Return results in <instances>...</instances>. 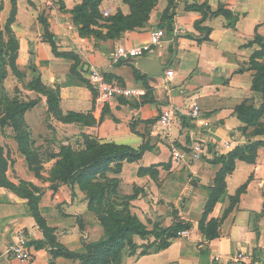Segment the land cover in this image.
Instances as JSON below:
<instances>
[{
    "label": "crops",
    "instance_id": "crops-1",
    "mask_svg": "<svg viewBox=\"0 0 264 264\" xmlns=\"http://www.w3.org/2000/svg\"><path fill=\"white\" fill-rule=\"evenodd\" d=\"M84 1H16L12 29L19 40L17 65L25 77L10 85L7 82L5 87L13 97L39 99L25 113L24 121L43 169L40 174L31 169L15 128L0 125V147L8 162L5 177L12 184L4 186L0 181V264L82 263L80 259L53 257L47 231L30 206L31 196L37 198L39 213L53 230L56 241L68 250L85 253L86 244L106 237L101 219L90 208L87 192L78 183L59 182L51 175L60 159L61 147L83 148L84 135L136 149L149 146L141 159L124 161L119 173L107 174L119 183V198L111 195L110 199L120 209L128 204L149 229L155 225L167 229L178 223L190 226L189 237H176L165 249L160 248V241L154 236H135L138 248L134 253L125 250L121 264H228V256L237 251L264 262V147L259 148L255 162L237 160L234 171L227 175L224 193L205 222L207 226L211 219L220 221L219 237L207 241L200 229L217 174L223 167L222 163H215V156L227 154L239 144L237 137L241 136L239 129L244 123L236 107L243 102L256 108L263 104V93L254 89L258 71L251 68L250 61L263 48L256 38L264 40V0H174L173 30L163 20L170 0H158L147 25L128 30L121 38L82 35L73 11ZM192 4H207L213 11L224 7L233 15L215 16L208 11L205 17L201 11L186 9ZM13 8V0L3 1L2 26H6ZM106 10L110 16L131 14L130 6L123 0H102L99 11L103 15ZM96 20L106 23L101 18ZM47 26L56 36L60 52L78 56L76 69L88 83L72 72L74 60L53 52L45 40ZM92 28L103 34L108 32L96 25ZM158 28L166 31L161 46H155L145 57L116 59L115 52L120 47L147 43ZM206 28L210 29L209 34ZM143 59H158L166 66L165 75H150L141 66ZM258 62L264 64V57ZM94 70L109 82L140 90L141 94L99 102L98 91L90 83ZM167 70H173L174 75L165 83ZM34 72L46 86L59 89L61 111L78 113L82 120L65 122L50 112L48 96L28 87ZM193 101L201 106L197 119L189 116ZM165 106L176 110L168 126L159 123ZM259 139L263 137L252 138ZM196 141L206 147L200 160L188 166L171 159L172 146L186 149ZM44 153L51 156L41 157ZM150 168L151 171L140 173L141 169ZM19 230H25L32 240L35 257L30 262L7 252ZM37 241L45 245L37 248L33 244ZM146 246L150 248L144 253ZM216 256L223 258L216 261Z\"/></svg>",
    "mask_w": 264,
    "mask_h": 264
},
{
    "label": "trees",
    "instance_id": "trees-1",
    "mask_svg": "<svg viewBox=\"0 0 264 264\" xmlns=\"http://www.w3.org/2000/svg\"><path fill=\"white\" fill-rule=\"evenodd\" d=\"M3 1L0 0V15L3 10ZM16 1L13 0L14 8L7 21L5 28L0 23V104H3V109L0 108V125H12L16 130V138L19 142L21 151L27 156L31 169H35L32 152L33 140L28 126L24 121L25 113L33 108L39 99L28 101L21 100L18 96L10 98L3 93V82L6 79L9 70H13L18 76L24 77L25 73L21 72L17 65L19 40L12 29V24L15 21ZM131 8V14L125 16L123 13H118L114 16L104 18L99 11V6L102 0H85L81 5L74 9V19L82 35L94 34L100 38H121L125 32L137 27L147 25L150 14L157 5L158 0H123ZM174 0H170L168 8L164 11L163 20L168 21L169 30H173ZM187 10H196L204 13L206 17L208 11L212 15L225 14L232 17V12L220 7L213 11L207 4H192L186 7ZM97 18L106 21L107 34L92 28L93 25L103 27ZM196 27L201 29L200 24ZM208 34L210 29H205ZM191 35H189L190 37ZM45 40L48 41L53 52L60 57L72 59L76 64L72 68L81 81L86 83L87 80L77 71V66L80 63L78 56L73 52H60L58 49L57 38L52 34L47 26ZM256 41L261 43L263 48L259 53H255L250 61L251 68L257 69V74L254 79V89L259 90L264 95V64L259 63L258 59L264 57V40L257 37ZM30 89L45 94L48 96L49 111L53 112L58 119L65 122L80 121L82 116L78 113L69 112L64 114L60 109L59 89L46 86L40 75L34 72V77L28 85ZM2 95V96H1ZM236 112L239 119L244 123V126L239 130L241 136L237 137L239 144L227 154H219L215 156L216 164H223L222 169L216 177V186L214 187L211 198L207 204V210L200 223V229L205 233L207 241L219 237L218 219H211L208 225L205 222L208 213L213 209L220 196L224 193L226 187V177L234 171L236 161L243 160L250 163L255 162L259 148L264 147V97L263 104L260 108L243 102L236 107ZM253 129V131H251ZM255 136H262L263 140L253 141ZM84 147L74 148L71 145H63L58 153L60 159L56 166L52 169L51 175L53 180L69 183L74 185L78 183L80 188L87 192L90 208L95 211L101 219L103 226L107 232L106 237L98 242L86 244V252L82 254L74 253L68 250L63 245L56 241L53 235V230L46 226V223L39 213L37 198L31 196L30 206L33 210L37 221L47 231V243L51 244V252L53 257L63 256L66 258H75L82 261L81 264H121L122 256L125 250L134 253L138 245L135 242V236L147 238L150 236L156 237L160 241V248H167L172 239L177 237V232L183 229H189V225L178 223L173 227L164 229L155 225L153 229H149L139 217L132 213L128 204L124 205L123 209L119 208L117 202L112 201L111 195L119 198L118 181L107 177L109 172L119 173L122 170L124 161H137L142 158L143 154L150 147L143 145L136 149L127 145H119L115 143H104L89 135H84ZM35 155H37L35 153ZM8 162L3 156V149L0 147V181L4 186H12L6 180L5 171L7 170ZM152 169H141L140 173L151 171ZM37 248L43 247L45 243L34 242ZM150 246H146L144 253L148 252ZM50 264H55L52 261Z\"/></svg>",
    "mask_w": 264,
    "mask_h": 264
},
{
    "label": "built area",
    "instance_id": "built-area-1",
    "mask_svg": "<svg viewBox=\"0 0 264 264\" xmlns=\"http://www.w3.org/2000/svg\"><path fill=\"white\" fill-rule=\"evenodd\" d=\"M104 17L110 16V11L103 12ZM166 35V31L163 28H158L151 33L150 41L135 47H120L115 52L117 60L120 59H135L139 57H145L148 53L152 52L155 46H161L163 38ZM174 75L173 70H167L164 78L165 83L169 82V79ZM90 83L98 91V101L101 103L108 102L117 97H131L141 94L140 90L128 88L115 82H109L105 79L104 75L94 70L90 76ZM176 116V110L172 106H165L162 108L159 123L162 126H168ZM189 116L192 119H197L201 116V106L197 101H193L190 108ZM206 151L205 144L200 141L194 142L191 146L181 148L180 146H172L171 159L180 164L193 165L196 161L200 160ZM191 234L190 229H183L177 232V237H189ZM30 235L25 230H19L16 234V239L9 246L8 253L14 258L23 262H30L34 259L32 252V243ZM223 257L216 256L215 260L220 261ZM228 264H264V262H258L255 260L252 254L244 251H237L228 256Z\"/></svg>",
    "mask_w": 264,
    "mask_h": 264
},
{
    "label": "rangeland",
    "instance_id": "rangeland-1",
    "mask_svg": "<svg viewBox=\"0 0 264 264\" xmlns=\"http://www.w3.org/2000/svg\"><path fill=\"white\" fill-rule=\"evenodd\" d=\"M102 24V23H101ZM97 26V25H96ZM106 26V23H104L103 24V27H99V25H98V28H106L105 27ZM3 28H5V26H2ZM100 30V29H99ZM21 72H23L22 70H21ZM25 73V72H24ZM10 75L12 76V77H10ZM24 77H25V75H24ZM24 77H20V76H18L13 70H9V72H8V75H7V77H6V79L4 80V82H3V93L4 94H7L8 96H10V98H13V94L12 95H9V93H7V89H6V87H5V83H7L8 82V84L10 85L14 80H18V81H23V79H24ZM15 93H17V91H15ZM2 96V95H1ZM19 97V96H18ZM21 100H23V101H25L24 99H21ZM0 108H4L3 107V104H0ZM251 131H253V129H251ZM258 136H255V139L257 138ZM31 152H32V159H33V162H34V165L36 166V167H34L35 169H37L38 171H40L41 169H43L42 168V166L40 165V162H39V154L38 155H35V150H33V148L30 150ZM38 153H40V152H38ZM41 154V153H40ZM43 156H41V157H46V155H48V156H51V153H49V154H46V153H44V154H42Z\"/></svg>",
    "mask_w": 264,
    "mask_h": 264
},
{
    "label": "water",
    "instance_id": "water-1",
    "mask_svg": "<svg viewBox=\"0 0 264 264\" xmlns=\"http://www.w3.org/2000/svg\"><path fill=\"white\" fill-rule=\"evenodd\" d=\"M141 66L144 67L150 75L153 76L165 75L166 66L161 65L158 59H154V60L143 59Z\"/></svg>",
    "mask_w": 264,
    "mask_h": 264
}]
</instances>
